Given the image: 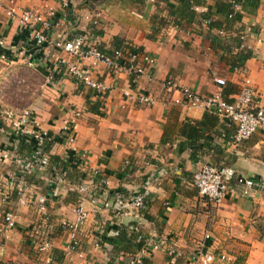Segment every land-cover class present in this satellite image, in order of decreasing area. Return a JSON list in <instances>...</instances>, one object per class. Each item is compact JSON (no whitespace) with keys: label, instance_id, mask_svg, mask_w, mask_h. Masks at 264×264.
Instances as JSON below:
<instances>
[{"label":"crops","instance_id":"0c3cea01","mask_svg":"<svg viewBox=\"0 0 264 264\" xmlns=\"http://www.w3.org/2000/svg\"><path fill=\"white\" fill-rule=\"evenodd\" d=\"M194 1L201 4L192 8L195 16L189 21L182 0H71L68 10L61 0H15L22 8L56 11L49 42L59 34L67 39L85 37L109 55L117 46H128L156 59L152 73L138 80L128 72L110 74L103 66L97 67L94 76L112 87L105 95L65 75L58 77V86L51 85L50 45L38 48L29 31L2 17L0 259L50 264L51 255V264H132L130 252H135V258L141 254L139 238L143 236L161 246L144 253L148 264H191V255L203 244L208 252L226 254L229 261L223 264H264V130L235 144L234 123L201 108L176 105L173 99L180 94L164 87L172 81L177 87L209 96L218 89L214 79L223 78L225 96L233 101L249 80L255 107L264 108V0L254 12L241 6L238 20L223 24V36L206 28L197 10L205 6L209 10L220 0ZM96 12L102 13L97 27L91 21ZM242 33L247 37L243 50L247 58L233 69L232 61L242 52L238 48ZM3 55L7 60L1 59ZM26 60L34 66L26 65ZM124 91H130L132 98ZM140 95H151L156 103L142 105L137 100ZM25 109H32L40 126L55 137L51 155L63 159L70 155V147L59 133L66 123L74 122L76 154L84 165L75 169L51 161L47 170L37 171L27 181L26 203L19 205L17 195L10 191L18 165L15 159L4 158L14 151L6 119L8 113ZM19 151L21 156L29 153ZM205 164L233 167L256 187L249 196L237 194L220 204L211 202L193 183L194 174ZM54 166L65 174L64 189L59 198L49 199L47 213L41 215L37 201L40 196H51L48 180ZM104 179L108 185L102 184ZM82 186L87 187L85 192L79 191ZM140 191L148 193L143 209L123 212L114 203L104 206ZM8 193L13 197L5 200L3 195ZM80 205L89 218L74 236L80 249L70 250L73 236L61 222L75 221ZM9 208L17 211L18 224L7 238L2 228L3 214ZM115 231L123 233L117 246L104 243L103 237H117ZM40 232L47 233L52 242L48 255L37 251ZM173 246L184 253L183 258L169 255Z\"/></svg>","mask_w":264,"mask_h":264},{"label":"built area","instance_id":"2783aa9c","mask_svg":"<svg viewBox=\"0 0 264 264\" xmlns=\"http://www.w3.org/2000/svg\"><path fill=\"white\" fill-rule=\"evenodd\" d=\"M4 2H8L7 7L3 6ZM61 4L65 10H68L70 9L71 0H61ZM240 8V5L234 3L236 12ZM197 10L201 14L209 11L207 6L197 8ZM3 16L8 20L17 21L19 27L29 31L38 48L46 44L50 45L52 51L47 56L50 63L48 82L54 87L60 83L58 77L65 75L85 88L105 95L112 91V87L94 76V70L97 67L103 66L110 74L118 75L121 72H128L138 80L150 75L157 64L156 59L151 55L132 52L127 49L115 50L112 55H109L85 37L67 39L59 34L54 40L49 42V32L53 28L56 19V11L53 9H48L47 11L34 8L26 9L19 7L15 0H0V20ZM230 17L232 18V16ZM101 18L102 13L96 12L91 20L92 25L95 27L99 26ZM202 23L206 28H209L212 25V20L202 18ZM212 30L219 36H223L226 33L225 28ZM246 38V34L244 33L239 37L241 49L245 47ZM1 59L7 60L6 55H3ZM24 63L30 67L34 66V62L31 60H26ZM214 80L218 89L209 96H201L188 88L177 87L172 81L167 82L164 87L168 91L180 94L179 97L173 99L176 105L188 109L201 108L209 115L234 123L237 126L236 134L233 137L235 144L247 141L258 131L264 130V108L255 107V94L250 81L247 80L245 82L235 100L232 101L225 96L224 88L226 87V81L218 77ZM124 95L132 98L130 91H124ZM137 100L142 105H154L156 103L155 97L151 95L137 96ZM6 120L12 128V146L14 151L11 154H5L4 158L15 159L18 165V173L13 180L10 191H13L14 195H17V203L19 205H25L27 179L37 171H45L51 166L50 159L44 156L42 148L45 145L54 144L56 139L49 131L40 126L36 114L32 109H25L19 113H8ZM74 128V122H69L63 126L59 133V138L70 147V155L64 161L67 162L74 158L77 161V167L83 169L84 164L82 159L76 154L75 144L77 138ZM22 139L26 143L34 145V150L29 152L27 156H21L19 151ZM53 171L54 174L48 180L51 196H40L37 201L38 212L41 215L47 213L49 199L59 198L64 189V172L56 166L53 167ZM99 176V172L95 171V177L99 178ZM193 183L202 197L217 204L222 203L231 195L241 194V196H249L256 187L252 179L240 175L233 167H219L211 164L203 165L194 174ZM102 184L108 185V181L104 179L102 180ZM238 188L241 191H238ZM86 190V186L79 187V191L81 192H85ZM147 194L146 191H140L130 198L125 196L117 197L116 202H106L104 206L105 208H109L114 203L117 209L123 212L129 208L143 209L146 205ZM3 196L5 200L12 199L13 197L11 193L4 194ZM75 214V221L69 222L63 220L61 222L62 227L70 231L73 236L69 245L70 250L80 249L81 244L74 236L84 227L89 218L88 211L82 205L76 208ZM3 224L2 231L8 238V234L15 230L18 224V213L15 209L9 208L4 212ZM114 234L118 236L119 232L115 231ZM206 238L210 237L207 236ZM139 242L142 243V252L133 260L132 264H145L144 253L151 247L154 249L161 247L160 244H156L153 240L144 238L143 236L139 238ZM52 247L49 235L40 232L36 241L37 251L42 255H48ZM204 248H206L205 244L191 255V264H223L229 261V257L226 254H215L206 251ZM168 253L175 258L184 257V253L174 246L169 247ZM47 262L52 263L51 255H48Z\"/></svg>","mask_w":264,"mask_h":264},{"label":"trees","instance_id":"16d2710c","mask_svg":"<svg viewBox=\"0 0 264 264\" xmlns=\"http://www.w3.org/2000/svg\"><path fill=\"white\" fill-rule=\"evenodd\" d=\"M182 1L184 4L183 5V11L186 13L184 15L187 16V19L189 21H191L195 16V13L192 11V8H195L196 6L200 5L201 2L196 3L194 0H192L191 2L190 1L188 2L187 0H182ZM202 1H206V0H202ZM234 3H237L238 5L242 6L243 10H248L250 12H254V11L258 10V8L260 7L261 0H220V1L216 2L215 6L209 7V11L207 13L199 14V17L204 18V19L208 18V19L212 20V25L209 27V30L216 29V28L221 29L224 27L223 24L225 22L229 26L231 23L237 21L239 18V15H240L239 12L235 11ZM185 16H183V17H185ZM230 16H232V18ZM220 19H222V20H220ZM238 48H240V44H239ZM121 49H127V50H130L132 52L141 53L138 49L133 48V47H128V46H123V47L117 46L115 50H121ZM241 50H242V52L239 53V55L237 56V59L235 61H232L231 66L233 69L241 67L245 61V58H247V55H245L243 53L244 49H241ZM52 145L53 144L45 145L42 148L44 156L49 157L50 162L52 161V163H54L56 165H60L61 167H73L75 169L77 168V161L74 158L65 162L63 158H60L57 156H52L51 155ZM20 148L22 150L27 151V152H31L34 150V145L30 144V143H26L25 140L22 139L21 143H20ZM34 175H35V173H34ZM34 175L29 177L27 179V181L29 182V180ZM122 235H123V233L120 231L119 235L113 239H107L105 237H103L102 239H103L104 243L107 242L108 244L116 245L118 240L122 237ZM141 245H142V243L140 242V246ZM130 253H132V254L129 258L135 259V256H134L135 252L131 251ZM144 263L148 264V261L145 259ZM0 264H21V263H16V262H12V261H4V260L0 259Z\"/></svg>","mask_w":264,"mask_h":264}]
</instances>
